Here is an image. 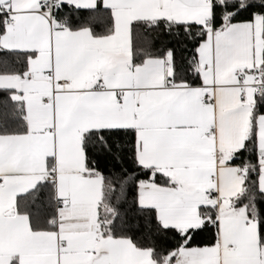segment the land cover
<instances>
[{
  "label": "snow or ice",
  "instance_id": "6c2138e0",
  "mask_svg": "<svg viewBox=\"0 0 264 264\" xmlns=\"http://www.w3.org/2000/svg\"><path fill=\"white\" fill-rule=\"evenodd\" d=\"M0 264H264V0H0Z\"/></svg>",
  "mask_w": 264,
  "mask_h": 264
},
{
  "label": "trees",
  "instance_id": "16d2710c",
  "mask_svg": "<svg viewBox=\"0 0 264 264\" xmlns=\"http://www.w3.org/2000/svg\"><path fill=\"white\" fill-rule=\"evenodd\" d=\"M181 53L178 52V56L180 55Z\"/></svg>",
  "mask_w": 264,
  "mask_h": 264
}]
</instances>
